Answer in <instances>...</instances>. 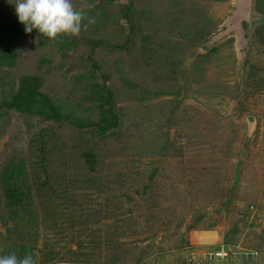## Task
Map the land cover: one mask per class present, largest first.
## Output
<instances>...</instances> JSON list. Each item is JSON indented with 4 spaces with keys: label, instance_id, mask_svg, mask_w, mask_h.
Returning <instances> with one entry per match:
<instances>
[{
    "label": "rangeland",
    "instance_id": "374dc122",
    "mask_svg": "<svg viewBox=\"0 0 264 264\" xmlns=\"http://www.w3.org/2000/svg\"><path fill=\"white\" fill-rule=\"evenodd\" d=\"M102 2L121 14L100 35L109 45L136 39L131 52L92 54L82 37L65 50L34 36L14 71L0 68V184L7 169H21L39 214L29 233L0 206V255H32L35 264H264V0H72L81 12ZM134 2L152 21L127 36L123 12ZM11 3L0 0L4 22L14 18ZM174 11L176 23L159 22ZM80 73L118 117L107 138L93 126L97 101L80 99L88 91ZM24 75L47 79L43 107L58 106L60 117L2 107ZM74 113L89 122L75 126ZM84 153L89 165L79 162Z\"/></svg>",
    "mask_w": 264,
    "mask_h": 264
},
{
    "label": "trees",
    "instance_id": "16d2710c",
    "mask_svg": "<svg viewBox=\"0 0 264 264\" xmlns=\"http://www.w3.org/2000/svg\"><path fill=\"white\" fill-rule=\"evenodd\" d=\"M134 3H135L134 6H135L136 12H134L135 10H132L130 7L128 8L124 7L125 11L123 12L124 14L123 18L127 21L129 26L131 27V31L129 34H127V36H132L133 34L131 33L141 34L143 27H144L143 24H147V22L150 20L149 19L147 21L145 19H148L151 16L148 14V12H145V11L141 12L140 7L136 4V2ZM14 5L15 4H12V3L7 5V8H9V12L14 18L7 19L5 20V22H4L5 14H4L3 8L0 7V68L5 67L7 71L6 74L10 70L14 71V69L18 66V62H19L18 54L25 51L26 49L25 41L27 39L33 38L34 36H37L38 38L41 37L43 39V37L40 36L39 33L36 32L35 30L30 34L25 32L24 26L19 23L18 18L15 14ZM108 7L110 8L109 2H102L95 7H91L88 10H85L83 12L85 15L83 25H86V27L82 26L81 32L78 36H71L69 38H68V35L58 36L54 40L56 46L61 49H65V50H70L72 47L73 48L79 47L80 39L82 37V39L86 42V46L88 47V49L91 51L92 54L95 51L96 47H99V48L102 47L104 48L105 51L109 52L110 54L117 53L122 50L131 52L135 47V43H133V41H135L136 39L134 40V38L133 39L131 38L132 41L130 40L128 44H126L127 43L126 42L125 43L126 45H122V44L120 45L119 43H113L114 45L113 44L109 45L107 44V41L109 40H107V38L100 35L101 30H103L104 28H106L107 30H109V28L111 27L117 28L119 24L118 16L121 13L112 12L111 14H109ZM179 18L180 16L178 12L176 13L174 11V15L171 14V12H166V15H162V17L160 15L159 22L160 20L161 21L163 20L164 23H171V22L176 23ZM151 21L152 20H150L148 24H150ZM154 23H156V21H154ZM158 31H159V27H158ZM135 37H137V35ZM42 39H40V44H43V45L49 44L50 41L48 39L45 38L44 42ZM17 44L19 45V47ZM42 62H43L42 65H39L38 68H42V66H44L45 64L48 65L47 59H43ZM79 75L81 76V78L77 81V83H80L81 85L82 83L84 85L86 84L87 86L85 85L84 87L86 90H87L86 87H88L87 92H85V90H81L82 93H79V94H83L84 92L85 93L84 95L81 96L80 99L83 100L84 103L87 102V103H90L91 105H94V102L97 101L96 109L98 108L100 109L99 114L101 115L102 118L100 119L98 123L93 122V126H97L98 133L104 136V138H107L108 136L114 133L113 132L110 134V131H112V129L116 125L115 122H116V119H118V117L114 116L113 114L105 110L106 106L102 104H104L106 99L100 98L101 100H98L96 96L95 98L92 97V95H94V93H91L92 85L91 86L88 85L86 81H93L94 78L90 77V80L89 78L83 79L82 73H80ZM6 78L7 77H4L0 73V84H4V81L6 80ZM75 78H79V76H76ZM46 81L47 79L44 76L43 77H40L39 75L38 76H34V75L22 76L20 79L21 83H20L19 91L16 94H14V96L11 97L10 101L2 105V107L6 108L7 110L9 109L16 110L21 113L35 112L38 115H40L42 118H45V119L48 118L47 120H53V119L60 117L62 114L60 112H57L58 106L50 104V106L48 107L46 104L45 106L46 108L43 107L44 102L47 101V98L39 91L43 87ZM99 88H100V85H99ZM34 94L36 95L35 99H33ZM68 105L70 106V104ZM42 109L45 111H41ZM66 110L67 109L64 108V111ZM85 120L89 122V118L87 119L85 118L81 121V119H79L75 114L72 120V124H74L75 126L76 125L83 126L85 123ZM40 138H41V143H42L40 145V148H42L43 150V148L47 146L42 141V137ZM44 152L47 154L46 151ZM90 155L91 154L89 153L88 154L84 153L83 155L80 156L79 162H81L82 160H85V162H87V164L89 165L91 163L90 160L92 159ZM42 160L48 161L47 157H44ZM5 174L6 175L1 178L2 182L0 184V187L2 188L0 189V206L3 204L5 206V209L10 210L13 214L12 217L16 215V218H19V217L22 218L23 225L19 227L30 230L29 231L30 233L33 230L34 226L37 225L36 222L39 219V214L37 211H35V202L33 199V195L30 191H28L29 190L28 186L24 184L25 178L24 177L19 178L20 174H23L21 169H18V171L13 170V168H11L10 170L7 169ZM16 175L18 176V178H16ZM57 178H59V180L61 179L60 177H57ZM18 211L23 212V215L21 214L20 216L19 214H16V212ZM54 224H57V222L55 223L54 221ZM57 226L56 228H59ZM10 235L16 236V232L15 231L14 233L11 232ZM8 241L11 242L10 237L9 239H6L7 244H8ZM19 241L17 242L18 246H19ZM52 260H54V257Z\"/></svg>",
    "mask_w": 264,
    "mask_h": 264
},
{
    "label": "clouds",
    "instance_id": "9594fccd",
    "mask_svg": "<svg viewBox=\"0 0 264 264\" xmlns=\"http://www.w3.org/2000/svg\"><path fill=\"white\" fill-rule=\"evenodd\" d=\"M14 8L26 33L35 30L48 40L62 35L78 36L82 26L86 27L84 13L74 8L72 0H15ZM0 264H35V261L32 255L18 258L11 253L0 255Z\"/></svg>",
    "mask_w": 264,
    "mask_h": 264
},
{
    "label": "built area",
    "instance_id": "2783aa9c",
    "mask_svg": "<svg viewBox=\"0 0 264 264\" xmlns=\"http://www.w3.org/2000/svg\"><path fill=\"white\" fill-rule=\"evenodd\" d=\"M220 254H221V252L217 253L216 256L219 257V256H221ZM227 256H228V255H224V257H227ZM221 257H222V256H221Z\"/></svg>",
    "mask_w": 264,
    "mask_h": 264
}]
</instances>
